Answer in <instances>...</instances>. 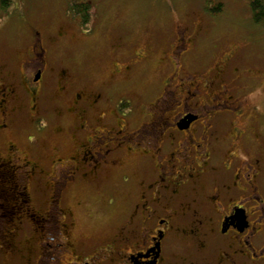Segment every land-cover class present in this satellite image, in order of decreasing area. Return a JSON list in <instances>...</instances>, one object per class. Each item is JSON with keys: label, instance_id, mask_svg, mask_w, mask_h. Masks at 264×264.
I'll return each mask as SVG.
<instances>
[{"label": "rangeland", "instance_id": "374dc122", "mask_svg": "<svg viewBox=\"0 0 264 264\" xmlns=\"http://www.w3.org/2000/svg\"><path fill=\"white\" fill-rule=\"evenodd\" d=\"M249 1L15 0L0 20V83H5L3 69L16 73L33 44L42 43L44 104L21 81H6L17 100L5 105L0 85V264H69L107 244L124 211L118 202L103 203L114 199L112 191L130 189H123V175L139 182L140 169L123 166V157L117 166L99 171L101 176L72 178L75 172L62 160L75 157L83 136L91 134L79 130L81 111L93 132L98 113L113 129L114 107L121 102L117 117L126 120L130 132L136 129L138 104L148 105L157 95L178 36L194 44L191 57L195 64L200 59L206 72L235 54L230 67L243 74L244 100L264 111V26L253 23ZM81 3L90 5L86 24L83 14L70 11ZM219 3L223 12L211 14ZM141 51L149 58L133 57ZM99 91L111 101L91 106L89 96ZM30 108L40 115L34 124L26 118ZM83 169L91 175V167ZM55 186L61 187L59 202H52ZM50 211L53 218L46 223Z\"/></svg>", "mask_w": 264, "mask_h": 264}, {"label": "flooded vegetation", "instance_id": "af4514ba", "mask_svg": "<svg viewBox=\"0 0 264 264\" xmlns=\"http://www.w3.org/2000/svg\"><path fill=\"white\" fill-rule=\"evenodd\" d=\"M176 40L157 95L148 105L138 104L134 131L128 130L122 116L117 117L121 102L114 107L113 129L104 125V113L92 118L98 126L94 132L85 110L77 117L79 130L91 134L83 136L75 157L62 160L75 172L72 178L81 173L85 178L100 175L127 157L123 166L139 168L140 181L123 175V189H130L122 191L128 194L112 191L114 199L103 203L112 207L118 202L124 211L107 244L69 264H264V111L244 100L243 74L230 67L235 54L206 72L200 59L195 64L191 57L194 44L184 35ZM33 45L16 73L2 72L5 83L21 81L27 93L39 95L46 53L42 43ZM133 57L146 60L149 53ZM5 83L0 85L8 105L17 99ZM103 93L89 96L91 106L111 101ZM28 112L31 116L26 118L34 124L40 115L31 108ZM85 165L92 168L91 175ZM57 188L52 202L62 196ZM51 213L46 223L52 221Z\"/></svg>", "mask_w": 264, "mask_h": 264}, {"label": "trees", "instance_id": "16d2710c", "mask_svg": "<svg viewBox=\"0 0 264 264\" xmlns=\"http://www.w3.org/2000/svg\"><path fill=\"white\" fill-rule=\"evenodd\" d=\"M27 1V0H25ZM208 4H212V0H206ZM15 0H0V20L4 17L6 11L14 4ZM249 6L251 10V18L255 25L264 26V0H250ZM89 10L90 5L88 3H81L78 5H73L70 7V11L74 13L83 14V23L89 22ZM223 4L219 3L215 7L209 9L210 13L213 15L221 14L223 12Z\"/></svg>", "mask_w": 264, "mask_h": 264}]
</instances>
